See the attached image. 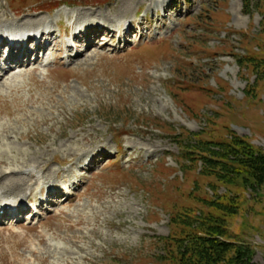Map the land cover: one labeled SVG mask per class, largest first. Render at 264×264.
Wrapping results in <instances>:
<instances>
[{
  "label": "rangeland",
  "instance_id": "374dc122",
  "mask_svg": "<svg viewBox=\"0 0 264 264\" xmlns=\"http://www.w3.org/2000/svg\"><path fill=\"white\" fill-rule=\"evenodd\" d=\"M82 8L80 25L98 14L136 34L76 43L70 64L57 46L49 70L0 80V193L38 197L48 175L74 188L40 218L0 224V264H191L169 238L221 214L213 202L236 211L222 239L264 264L262 170L200 161L234 135L264 153V0H0V22L57 30Z\"/></svg>",
  "mask_w": 264,
  "mask_h": 264
},
{
  "label": "trees",
  "instance_id": "16d2710c",
  "mask_svg": "<svg viewBox=\"0 0 264 264\" xmlns=\"http://www.w3.org/2000/svg\"><path fill=\"white\" fill-rule=\"evenodd\" d=\"M211 146H214V150L205 149L203 153L206 152L208 155H203L200 161L205 166L218 167L221 176L225 172L230 173L227 168L234 162L250 167L254 171L262 170L264 174V153L261 151L257 153L245 139H239L234 135L228 142L209 145ZM190 153L188 152L187 156H190ZM231 172L236 173L234 169H231ZM263 174L261 177L256 175L260 182L263 181ZM212 206L220 210L221 214H208L202 218L204 221L197 220L202 227L198 232L187 234L185 237L169 238L174 247L172 258L179 263L192 260L191 264H253V251L249 247L222 239L225 233L221 224L227 222V218L236 215V211L218 202H213Z\"/></svg>",
  "mask_w": 264,
  "mask_h": 264
},
{
  "label": "bare ground",
  "instance_id": "6f19581e",
  "mask_svg": "<svg viewBox=\"0 0 264 264\" xmlns=\"http://www.w3.org/2000/svg\"><path fill=\"white\" fill-rule=\"evenodd\" d=\"M167 3V2H166ZM171 4V3H170ZM168 6V5H167ZM86 12H88V11H86ZM166 13V12H165ZM81 14V13H80ZM169 15V14H168ZM91 16V15H90ZM84 17H87L86 15L84 16ZM94 18V16L92 15V17L90 18L89 16H88V20L89 21H96L95 19L94 20H92ZM3 22H0V24H2ZM97 30V26L95 25V26H92V29H91V33L88 35L89 37L86 39L87 40V43L89 44V46H91V45H93L94 44V42H93V38H92V35L93 36H98V34H97V32L98 31H96ZM49 36H51L50 38V40H51V43H50V46H52V45H54V46H57L58 44L57 43H55V39H54V33H53V31H51L50 32V34H48V37ZM91 36V37H90ZM86 37V36H85ZM77 39H79L80 40V38H82L81 37V35H79L78 37H76ZM88 46V47H89ZM17 48L18 47H16V48H14L13 50H12V54H15L16 53V51H17ZM43 47H40L38 50H40L39 52H41V51H44V50H46L47 49V47H45V49H42ZM0 55H1V52H0ZM11 55H10V57H9V59H11ZM38 58V57H37ZM18 63V62H17ZM18 64H20V65H25L22 61H20ZM4 70H1L0 69V74L2 75V76H4V74H2V72H3ZM15 184L17 183L16 181L14 182ZM18 184V183H17ZM15 187L13 186V189H14ZM4 190H5V192H10V191H6V187L4 188ZM12 191H15V190H12ZM23 192H25V191H23ZM57 197H59V195H56ZM18 197V196H17Z\"/></svg>",
  "mask_w": 264,
  "mask_h": 264
}]
</instances>
